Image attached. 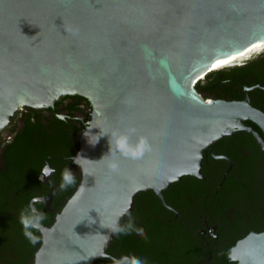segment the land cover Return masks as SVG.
I'll list each match as a JSON object with an SVG mask.
<instances>
[{
  "label": "water",
  "instance_id": "95a60500",
  "mask_svg": "<svg viewBox=\"0 0 264 264\" xmlns=\"http://www.w3.org/2000/svg\"><path fill=\"white\" fill-rule=\"evenodd\" d=\"M255 43L264 44V0H0V136L65 97L84 99L90 110L71 157L75 182L47 231H38L32 264L105 258L135 196L151 191L161 200L183 176L202 179L217 140L244 132L264 151V115L246 98L203 100L194 89ZM129 127L131 143L145 136L151 144L141 160L110 151L112 131ZM45 165L37 179L47 191L29 205L49 211ZM227 258L264 264V231L236 241Z\"/></svg>",
  "mask_w": 264,
  "mask_h": 264
},
{
  "label": "flooded vegetation",
  "instance_id": "af4514ba",
  "mask_svg": "<svg viewBox=\"0 0 264 264\" xmlns=\"http://www.w3.org/2000/svg\"><path fill=\"white\" fill-rule=\"evenodd\" d=\"M196 91L203 100L243 101L246 98L252 108L264 115V50L212 72L200 81ZM76 100L64 98L54 104L53 109L41 110L40 120L48 119L51 122L53 113L55 118L60 115L62 118L59 120L63 121L67 107ZM85 110L87 112L88 108ZM71 118L80 134L83 127L79 122L82 125L86 122L84 115L77 114ZM13 126L21 128L19 118L0 136L1 150L11 140L13 133L10 130ZM241 133L244 134L235 132L210 146L211 154L206 153L216 157L214 160L218 162L211 163L206 170L201 166L202 179L183 176L161 192V200L151 191L143 197L139 196V199L134 198L129 214L122 219L124 226H120L127 234L115 233L105 250L106 257L100 260L113 262L112 258L134 257L142 264H223L219 256L229 251L236 241L249 232H263L264 205L259 210L261 213H257L253 203L256 200L260 206L259 201L264 200V151L249 135L260 155L259 162L251 163L250 169L249 164L243 163L249 156L247 138L235 140L243 137ZM223 144L235 157L238 156L239 161L235 157L231 160L222 154H213V149L222 148ZM32 160L34 158L30 162ZM66 161L44 157L41 168L47 163L50 169H54L49 178L53 187L56 185L54 178L59 174L66 169L73 172L74 168ZM51 163L59 166H52ZM3 168L0 161L1 171H4ZM226 181L229 182L227 192L224 191ZM234 189H239L245 195H233ZM252 225L257 226L251 230ZM136 229H142V234H138ZM186 249L189 256L184 255Z\"/></svg>",
  "mask_w": 264,
  "mask_h": 264
},
{
  "label": "trees",
  "instance_id": "16d2710c",
  "mask_svg": "<svg viewBox=\"0 0 264 264\" xmlns=\"http://www.w3.org/2000/svg\"><path fill=\"white\" fill-rule=\"evenodd\" d=\"M211 73L207 74L204 79ZM199 83L200 81L194 86L195 91ZM65 98L77 100L67 107V115L63 121L55 118L53 113L51 122L48 119H42L41 121V110L32 109L19 118V121L22 123L21 128L13 126L10 130L13 133L11 140L5 145L3 150L0 148L2 152L0 161H2L4 167V171L0 169V264H32L34 253L40 245L38 231L29 230L37 238V242L34 244L25 235V229L21 224V214L28 213L29 201L32 198L43 196L47 191V186L42 185L37 180V175L40 172L44 157L49 156L52 159L67 160L66 162L69 166L74 168V165L70 162V157L77 151V138L79 134L71 117L77 114H83L85 117L84 120L87 121L90 110L88 103L80 97ZM86 108H88V111L84 113ZM79 124L83 127L82 123L79 122ZM241 136L243 137H237L235 140L243 141L247 138L245 140L248 144L249 156L243 163L246 165L249 164L248 167L251 169L250 164L259 162L260 155L257 148H254L255 145L251 137L245 133H241ZM225 139L226 137L219 141ZM213 154H222L231 160L235 157L229 149L225 148L224 144L222 148L213 149ZM33 158L34 160L30 162ZM235 159L239 161L238 156ZM215 161L212 156L206 153L205 162L201 166L206 170ZM51 165L54 166L55 164L51 163ZM55 166H59V164ZM61 175L59 174L57 178H54L56 185L51 192L49 211L38 202L33 204V207L39 213L44 214L45 219L42 221V224L45 227H49L52 224L54 215L57 213L65 193V190L61 191L60 186H57V183L61 185L63 182ZM185 178L188 177L185 176ZM189 179L192 178L189 177ZM228 183L225 184V192L228 191ZM147 194H150V191L140 192L135 198L139 196L143 197ZM233 195L242 196L245 194L241 193L239 189H234ZM259 204L261 205L259 206L256 200L253 203L257 213H261L259 210L264 205V200L259 201ZM120 226H124L122 221L118 227ZM256 226L252 225L250 229L253 230ZM187 250L184 252L185 256H189ZM227 253L228 251L226 250L222 253V256H219V259L222 261L221 263L235 264L228 260ZM92 264H113V262L104 259L95 260Z\"/></svg>",
  "mask_w": 264,
  "mask_h": 264
},
{
  "label": "clouds",
  "instance_id": "9594fccd",
  "mask_svg": "<svg viewBox=\"0 0 264 264\" xmlns=\"http://www.w3.org/2000/svg\"><path fill=\"white\" fill-rule=\"evenodd\" d=\"M136 133L135 127H129L125 132H120L118 130H113L111 133L110 140V151L113 156L117 154L121 157L131 159V160H141L146 153L152 151L151 144L149 143L147 137L139 136L137 141L133 144L130 142V138L132 135ZM109 168L112 171H116L118 169V164L113 160L109 164ZM54 169H50L47 165H45L43 169V177L45 178L51 175V172ZM62 183L60 185L61 191L66 190L67 187L74 184V175L68 169L64 171L62 174ZM82 192V189L80 190ZM45 219L43 213H39L37 209L29 205V211L27 214H21V224L25 229V235L30 239V241L34 244L37 242V238L33 235L31 230L39 231L44 233L47 229L44 228L42 221ZM131 227V225H129ZM138 234H142V229H136ZM114 233H123L127 234L124 229H121L118 226L113 227ZM113 259V264H142V262L134 257H122L120 260Z\"/></svg>",
  "mask_w": 264,
  "mask_h": 264
},
{
  "label": "bare ground",
  "instance_id": "6f19581e",
  "mask_svg": "<svg viewBox=\"0 0 264 264\" xmlns=\"http://www.w3.org/2000/svg\"><path fill=\"white\" fill-rule=\"evenodd\" d=\"M263 50H264V44L255 43L254 45L250 46L248 49L245 50L242 58L238 62L243 61L245 59H248L257 53H261V51H263ZM230 65H232V64H230ZM230 65L213 67V68H211V70H218V69L226 68L227 66H230ZM203 78H204V76L199 77L200 80Z\"/></svg>",
  "mask_w": 264,
  "mask_h": 264
},
{
  "label": "rangeland",
  "instance_id": "374dc122",
  "mask_svg": "<svg viewBox=\"0 0 264 264\" xmlns=\"http://www.w3.org/2000/svg\"><path fill=\"white\" fill-rule=\"evenodd\" d=\"M204 80V78L203 79H201V81H203ZM84 113H86V110L84 111Z\"/></svg>",
  "mask_w": 264,
  "mask_h": 264
}]
</instances>
